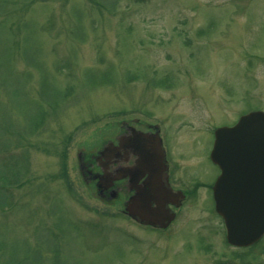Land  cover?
Here are the masks:
<instances>
[{"label": "rangeland", "instance_id": "obj_1", "mask_svg": "<svg viewBox=\"0 0 264 264\" xmlns=\"http://www.w3.org/2000/svg\"><path fill=\"white\" fill-rule=\"evenodd\" d=\"M248 111L264 0H0V264H264V240L227 245L206 189L164 231L140 226L99 154L125 124L159 126L192 190L214 181V130Z\"/></svg>", "mask_w": 264, "mask_h": 264}, {"label": "water", "instance_id": "obj_2", "mask_svg": "<svg viewBox=\"0 0 264 264\" xmlns=\"http://www.w3.org/2000/svg\"><path fill=\"white\" fill-rule=\"evenodd\" d=\"M104 153L110 151L105 148ZM211 159L221 170L214 199L225 221L227 240L237 247L251 246L264 235V112L250 113L233 127L217 129ZM105 171L110 176L108 168ZM159 195L139 191L126 212L146 225L166 228L175 215L164 204L153 208Z\"/></svg>", "mask_w": 264, "mask_h": 264}, {"label": "flooded vegetation", "instance_id": "obj_3", "mask_svg": "<svg viewBox=\"0 0 264 264\" xmlns=\"http://www.w3.org/2000/svg\"><path fill=\"white\" fill-rule=\"evenodd\" d=\"M249 112L251 111H248L246 113ZM244 114H240L238 115V117L240 118ZM237 121L227 126H232ZM123 130L124 137H118L116 140H113L112 143H110V145L108 146L110 153L105 154L102 151L99 152V154L104 156V161H107L106 163L103 162V167L110 170L109 173L111 177L113 176L112 173H117L115 175L118 176L121 174L124 175V179L121 183L116 182L112 185L113 188L115 187L117 188V190L124 193L125 209L131 206L133 199L137 196L139 191L144 192L145 190L146 192H155L159 193L160 195L162 194V196L159 195L160 197H154L156 199L153 202V208H157L158 206L164 204L166 210L170 215L175 214V220L178 210L180 211L187 199L197 194L200 189H206V191L208 190V192L212 193L213 196V186L217 177L219 176L220 171L212 163L210 159V153L207 154L206 152H204L205 154H203V163H205L206 166L208 163L209 165H211V167H214L216 169V175L214 174V181L212 182V184H208L207 181H200L198 178H196V183L192 187V190H189L184 186H182L183 189H181L179 188L180 186H177L174 181L176 168L175 164L173 165L174 158L170 153V146L167 143V140H171V138L168 137V133L164 129H161L159 126L152 125H146L144 129H138L132 125L125 124ZM141 136L143 137V139H141ZM120 148L124 149V168L119 170L111 169L117 168L119 166V158L122 156V154H120ZM203 150L206 151L205 148ZM99 158L100 156L95 157V155H92V157H90V159H88L86 163L89 168L85 166V164L84 166L82 164V167L85 171L84 175L86 177L89 176V179L91 180H95L96 178L99 181H97L98 186L101 187L102 179L104 176L99 174H104V170L101 167H97V161L99 160ZM146 159L147 163L144 161ZM182 194H184L185 196L183 197ZM178 195H181L182 198L177 201L176 197ZM212 201V209H209L210 213L215 217V219L222 220V218L216 212L215 202L213 199ZM126 214L130 216L128 213ZM160 214L163 215L164 213ZM136 220L140 222V220ZM173 222L170 225H172ZM222 225H224L223 221ZM140 226L149 228L144 223H142V225Z\"/></svg>", "mask_w": 264, "mask_h": 264}, {"label": "bare ground", "instance_id": "obj_4", "mask_svg": "<svg viewBox=\"0 0 264 264\" xmlns=\"http://www.w3.org/2000/svg\"><path fill=\"white\" fill-rule=\"evenodd\" d=\"M152 205L154 206V204L152 203Z\"/></svg>", "mask_w": 264, "mask_h": 264}]
</instances>
